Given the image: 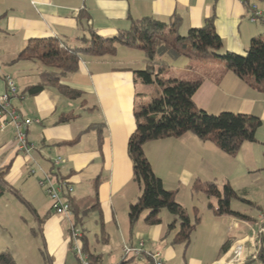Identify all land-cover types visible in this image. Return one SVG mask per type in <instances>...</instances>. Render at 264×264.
Wrapping results in <instances>:
<instances>
[{
    "label": "crops",
    "instance_id": "1",
    "mask_svg": "<svg viewBox=\"0 0 264 264\" xmlns=\"http://www.w3.org/2000/svg\"><path fill=\"white\" fill-rule=\"evenodd\" d=\"M251 6L264 17V0H0V93L5 91L2 75L10 76L16 88L10 106L24 118L38 121L26 130L32 148L28 156L15 152L11 129L0 131V171H5L1 177L5 185L2 196L13 194L28 210V236L36 239L35 248L46 251V264H78L68 232L66 239L60 234L59 244L50 241L47 234L51 203L38 186L37 167L49 170L50 161L57 156L64 160L57 169L70 184L77 209L88 210L79 225L81 244L100 264H132L136 259L123 261L122 247L139 243L144 250L158 253L163 264H214L224 254L221 247L226 242L230 247L246 239L258 223L264 222V210L259 209L254 218L231 208L249 220L228 215L223 220L209 219L206 226H201L200 219L187 244L173 241L179 220L166 210L160 212L158 225H146L148 211H144L130 227L127 210L140 196L141 187L133 181L127 142L136 127V100L149 97L146 88L151 86L134 80L133 71L145 67L143 54L118 46L113 57L82 56L77 72L61 80L82 93L81 99L70 101L49 87L35 96L26 95V88L36 85L46 68L36 61L18 60L19 53L33 39L57 38L75 47L87 28L101 37H112L128 30L130 20L144 17L165 23L177 18L178 34L185 36L214 16V29L222 41L217 54L244 55L252 38H264V21H250ZM162 61L166 68L185 72L183 79L177 80L199 82L192 96L197 108L195 98L206 83L210 90L206 106L200 107L203 111L212 115H251L262 122L255 134L256 142H245L235 157L190 133L146 143L144 155L164 188L176 191V202L185 212L198 210L196 199L200 195L192 193L196 181L219 186L228 183L242 199L249 193L264 198V93L241 81L216 58L200 63L164 56ZM69 113L76 117L59 122L62 114ZM91 125H98L101 131H86ZM78 136L75 143L67 144ZM30 170L35 174L31 175ZM93 204L97 208H92ZM172 222L175 227L169 231ZM37 232L41 233V247ZM198 233L204 237L198 238ZM197 241L201 252H191ZM20 254L29 260L27 252L20 250Z\"/></svg>",
    "mask_w": 264,
    "mask_h": 264
},
{
    "label": "trees",
    "instance_id": "2",
    "mask_svg": "<svg viewBox=\"0 0 264 264\" xmlns=\"http://www.w3.org/2000/svg\"><path fill=\"white\" fill-rule=\"evenodd\" d=\"M81 13L80 10L79 14ZM179 25L180 20L177 18L165 23L144 17L130 20L128 30L118 31L112 37H101L91 28H87L75 47H70L57 38L33 39L19 53L17 59L36 61L46 68L40 74V81L26 88V95L35 96L49 87L65 99L75 101L82 98V93L62 84L61 80L77 72L82 56L113 57L118 46L143 54L145 67L133 71L134 80L144 85L155 84L158 89L148 104L134 110L136 127L128 138L127 154L132 162L133 181L141 187V194L129 205L127 217L130 227H133L140 215L148 211L144 222L148 226H154L160 224V212L166 210L179 220V231L173 241L187 244L200 221L198 210L193 209V218L190 219L176 202V191L165 189L161 179L152 171L144 155L143 146L151 141L179 138L185 133H190L199 141L209 142L224 154L235 157L245 142H256L255 134L262 122L251 115L231 112L212 115L198 109L192 96L199 82L162 78L161 74L167 67L162 58L183 57L200 63L216 58L241 81L264 93V38H252L244 55L231 52L217 54L222 48V41L214 29V16L206 19L200 28L190 29L185 36L178 34ZM75 117L72 113L62 114L59 122H66ZM88 130H96L98 133L101 131L98 125L89 126L86 131ZM78 138L79 136L67 144L75 143ZM4 173L5 171H0V197L5 193L1 178ZM56 175L60 176L58 169ZM192 193L216 199L217 207L213 213L217 216L229 215L249 220L247 216L231 209L233 200H244L228 183L219 186L215 182L196 181L192 186ZM64 196L74 225H80L88 210L79 211L71 195L65 193ZM92 208H97V205L93 204ZM209 208H212L211 205ZM175 222L168 226L169 231L174 229ZM257 238L260 245L256 259L248 257L242 264H264V232L258 234ZM229 245V242H226L221 251L225 253ZM81 247L85 252L82 244ZM88 259L89 264H100V260L95 256L88 254ZM123 259L125 261L126 258ZM132 259L134 258H129ZM0 264L17 263L9 251H3L0 252Z\"/></svg>",
    "mask_w": 264,
    "mask_h": 264
},
{
    "label": "rangeland",
    "instance_id": "3",
    "mask_svg": "<svg viewBox=\"0 0 264 264\" xmlns=\"http://www.w3.org/2000/svg\"><path fill=\"white\" fill-rule=\"evenodd\" d=\"M183 75H185L184 71L178 70L176 67H173L164 69L161 77L166 79H183ZM138 86L143 85H141V83H138ZM157 89L158 88L155 84L147 86L146 90L147 93L150 94L149 97L136 100L134 110H139L141 106H145L146 104H148L151 99L150 97H154V92ZM209 90L210 87L205 83L200 90L199 95L195 98L199 105V109H201L200 107L206 106V94L209 92ZM243 183H246V181H243ZM261 183L263 184V182ZM243 200L247 202L233 200L231 202V208L235 211H239L254 218L260 213L259 209H261L262 211L264 210V198H261L260 196H252V193H249L245 196V198H243ZM256 203L257 205H259V208H257L258 206L256 205ZM196 205L198 207V215L201 219V226H206L209 222V219H214V221H216V219L223 220V218H226L228 216L213 215V210L217 207V201L214 198L208 199L205 196L200 195L196 199ZM209 205H211L212 208H209ZM186 214L193 218L192 211L188 210ZM46 221V226L49 230L47 231V234L49 235L50 241H52L54 244H59L60 234L62 233L64 234L65 239L67 238V232L69 234L70 230V223L63 215L56 214L51 208L50 215ZM29 223L30 221L28 210L15 198L13 194L8 193L0 197V252L6 250L10 251V253L17 257L16 259L19 264H46L45 259H47L48 257L46 251L44 250V248H35V238H33L31 235H29L30 237L28 236L30 229ZM34 228L36 229V227ZM76 230L80 231L81 227L77 225ZM37 233V242L39 247H41V233ZM200 237H204V235L198 233V238ZM198 242L199 241L195 243L196 247H192L191 252L195 251L199 253V250L201 252V249L198 245L200 244L201 246V243ZM248 248L250 249V252ZM243 249V251H245L244 254L246 253V256L253 251L247 244L244 245ZM20 250L23 254L24 252H27V254L29 255V260H25L23 256H21ZM221 257L222 255L220 256V258ZM132 264L139 263L137 260H135Z\"/></svg>",
    "mask_w": 264,
    "mask_h": 264
},
{
    "label": "built area",
    "instance_id": "4",
    "mask_svg": "<svg viewBox=\"0 0 264 264\" xmlns=\"http://www.w3.org/2000/svg\"><path fill=\"white\" fill-rule=\"evenodd\" d=\"M263 20L264 17L256 10L255 6L250 9V21L255 22ZM5 85V91L0 93V131L3 132L11 129L13 132L14 150L16 153L28 156L32 151L26 139V130L34 122L24 118L16 109L10 106V99L16 95V88L10 76L2 75ZM63 159L59 156L50 161L52 169L43 170L37 167L40 178L38 179V186L43 190L51 202L52 210L58 214L63 215L70 223L69 240L71 243V250L75 255L79 264H89L88 254L82 250L81 240L83 234L76 230L69 206L64 194H71L72 188L67 182V179H62L56 175V168L63 163ZM35 170H30V174L34 175ZM264 232V222L256 225L252 234L244 240H237L232 243L229 249L219 258L214 264H242L246 258L251 257L256 259V253L259 248L258 234ZM249 245L253 250L249 255H245L243 251L244 245ZM123 258H134L137 261H148L149 264H163L162 259L158 253L144 250L142 243L135 246L124 244L122 247Z\"/></svg>",
    "mask_w": 264,
    "mask_h": 264
}]
</instances>
